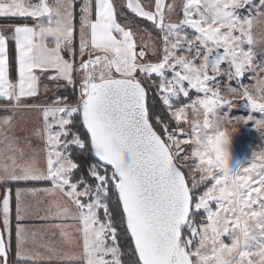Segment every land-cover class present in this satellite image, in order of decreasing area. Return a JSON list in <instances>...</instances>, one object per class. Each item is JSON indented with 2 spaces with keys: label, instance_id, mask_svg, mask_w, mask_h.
<instances>
[{
  "label": "snow or ice",
  "instance_id": "1",
  "mask_svg": "<svg viewBox=\"0 0 264 264\" xmlns=\"http://www.w3.org/2000/svg\"><path fill=\"white\" fill-rule=\"evenodd\" d=\"M0 18V264H264V144L230 151L241 127L264 139V0Z\"/></svg>",
  "mask_w": 264,
  "mask_h": 264
},
{
  "label": "rangeland",
  "instance_id": "2",
  "mask_svg": "<svg viewBox=\"0 0 264 264\" xmlns=\"http://www.w3.org/2000/svg\"><path fill=\"white\" fill-rule=\"evenodd\" d=\"M33 2H36V0H33ZM172 19L175 20L176 17L173 16ZM149 27L151 26L149 25ZM255 32L258 38L264 37V25L259 26V28L255 30ZM143 35H145V39H147V35ZM136 39L137 41H139L140 36L138 35ZM258 48H264V43L259 44ZM232 114L242 116L247 115V113L236 110H234ZM256 115L257 117H259L258 113ZM26 119L29 122L35 123L37 120V114L28 113L26 114ZM33 143L37 144L38 142L33 141ZM262 144H264V139L261 138L259 133L251 125L241 127L239 131L234 134L231 140L230 151L233 162L236 164H245L251 157L253 151L257 150ZM38 202L42 203L43 200L41 199L40 201H38L35 197H28L25 199V204L31 206L33 209H35ZM225 239L226 242H228L227 238Z\"/></svg>",
  "mask_w": 264,
  "mask_h": 264
},
{
  "label": "trees",
  "instance_id": "3",
  "mask_svg": "<svg viewBox=\"0 0 264 264\" xmlns=\"http://www.w3.org/2000/svg\"><path fill=\"white\" fill-rule=\"evenodd\" d=\"M7 23H9V21H8L7 19H5V18H0V25H2V24H7ZM28 23H31V21L29 20Z\"/></svg>",
  "mask_w": 264,
  "mask_h": 264
},
{
  "label": "crops",
  "instance_id": "4",
  "mask_svg": "<svg viewBox=\"0 0 264 264\" xmlns=\"http://www.w3.org/2000/svg\"><path fill=\"white\" fill-rule=\"evenodd\" d=\"M9 29H5V31H8Z\"/></svg>",
  "mask_w": 264,
  "mask_h": 264
}]
</instances>
